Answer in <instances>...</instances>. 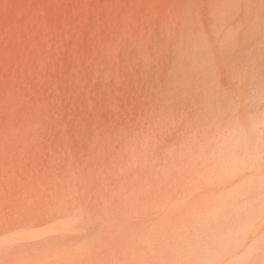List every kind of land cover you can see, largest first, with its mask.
I'll return each instance as SVG.
<instances>
[{"label":"rangeland","instance_id":"374dc122","mask_svg":"<svg viewBox=\"0 0 264 264\" xmlns=\"http://www.w3.org/2000/svg\"><path fill=\"white\" fill-rule=\"evenodd\" d=\"M0 264H264V0H0Z\"/></svg>","mask_w":264,"mask_h":264}]
</instances>
